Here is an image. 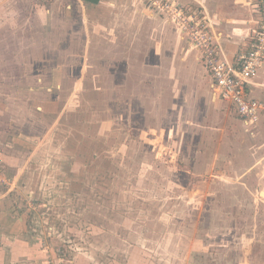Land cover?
<instances>
[{"label":"rangeland","instance_id":"obj_1","mask_svg":"<svg viewBox=\"0 0 264 264\" xmlns=\"http://www.w3.org/2000/svg\"><path fill=\"white\" fill-rule=\"evenodd\" d=\"M20 9L22 1L0 0V28ZM175 58L167 52L164 65ZM65 70L74 75L57 97L56 136L0 200V264H264V196L248 179L227 195L209 160L196 155L203 115L184 105V75L106 97L107 81L75 87L80 66ZM71 153L63 162L56 155Z\"/></svg>","mask_w":264,"mask_h":264},{"label":"crops","instance_id":"obj_2","mask_svg":"<svg viewBox=\"0 0 264 264\" xmlns=\"http://www.w3.org/2000/svg\"><path fill=\"white\" fill-rule=\"evenodd\" d=\"M16 1H22L26 9L16 11L13 24L5 31L0 28V35L6 33L0 36V181L4 180L0 200L19 188L23 174L35 161L34 154L39 160L41 147L55 138L53 130L61 123L56 117L58 99L65 95L62 82L74 75L67 74L65 67L74 66H80L75 87L84 80L102 81L105 87L107 81L106 93L102 91L106 97L119 92L132 96V86L142 87L150 80L148 89L153 90L164 76L184 75L188 84L184 105L190 113L196 110L203 115L200 145L204 150L196 155L209 160L210 171L218 176L237 180L219 178L222 187L228 185L227 195L231 185L243 189L248 179L251 184L256 182L264 196V115L249 124L229 101L215 96L212 77L197 51L159 10L145 0H45L36 8L29 7V0ZM180 1L207 15L228 58L234 57L260 19L257 0ZM72 48H76L75 56L70 53ZM180 48L187 52L184 57ZM170 51L176 58L164 65ZM137 89L135 96L142 93ZM248 89L251 97L264 100V63ZM26 144L33 145L32 150ZM56 155L63 162L72 160L74 153ZM47 163L50 168L55 165L51 156Z\"/></svg>","mask_w":264,"mask_h":264},{"label":"built area","instance_id":"obj_3","mask_svg":"<svg viewBox=\"0 0 264 264\" xmlns=\"http://www.w3.org/2000/svg\"><path fill=\"white\" fill-rule=\"evenodd\" d=\"M174 23L194 48L212 77L214 95L231 103L247 123L256 124L264 115V100L251 97L253 84L264 63V0H257L260 19L243 40L234 57L224 55L218 32L209 27L207 15L194 11L180 0H145Z\"/></svg>","mask_w":264,"mask_h":264},{"label":"trees","instance_id":"obj_4","mask_svg":"<svg viewBox=\"0 0 264 264\" xmlns=\"http://www.w3.org/2000/svg\"><path fill=\"white\" fill-rule=\"evenodd\" d=\"M19 140V142H23V140H21V139H18ZM26 147H28V148H30L31 150H32V148H33V145H31V144H26L25 145ZM24 221H22V220H19V219H17L16 220V223H13V227H14V224H16L15 226H17L18 228L16 229V231L17 232H23V230H26L25 229V223H23Z\"/></svg>","mask_w":264,"mask_h":264}]
</instances>
